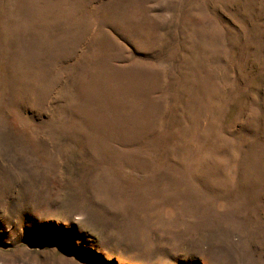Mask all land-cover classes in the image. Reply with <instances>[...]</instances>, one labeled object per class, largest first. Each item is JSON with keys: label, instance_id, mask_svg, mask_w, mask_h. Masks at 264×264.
<instances>
[{"label": "rangeland", "instance_id": "obj_1", "mask_svg": "<svg viewBox=\"0 0 264 264\" xmlns=\"http://www.w3.org/2000/svg\"><path fill=\"white\" fill-rule=\"evenodd\" d=\"M0 264H264V0H0Z\"/></svg>", "mask_w": 264, "mask_h": 264}]
</instances>
